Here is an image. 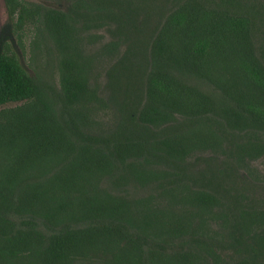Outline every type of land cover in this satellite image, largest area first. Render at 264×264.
Returning a JSON list of instances; mask_svg holds the SVG:
<instances>
[{"label":"trees","instance_id":"obj_1","mask_svg":"<svg viewBox=\"0 0 264 264\" xmlns=\"http://www.w3.org/2000/svg\"><path fill=\"white\" fill-rule=\"evenodd\" d=\"M4 1L0 264H264V0Z\"/></svg>","mask_w":264,"mask_h":264},{"label":"rangeland","instance_id":"obj_2","mask_svg":"<svg viewBox=\"0 0 264 264\" xmlns=\"http://www.w3.org/2000/svg\"><path fill=\"white\" fill-rule=\"evenodd\" d=\"M27 1H37L38 2V0H27ZM39 3L46 4L52 7H64L65 6L64 2H61L58 0H39ZM5 20H6L5 15L0 13V24H2ZM23 32H24V35L22 38V47H20L16 39H14L15 45L18 47V48L17 47L14 48V52L19 55L20 61L23 63V65L26 66L27 64L29 65L31 64V61L29 60H30V55H31V50H32V46H31L32 35L29 29H24ZM21 53L23 57L21 56ZM42 53L43 52H41V54ZM43 62L44 61H42V57L40 56L38 60H34V66L40 67V65ZM254 165H256V167H258V169L264 173V159H261L255 162Z\"/></svg>","mask_w":264,"mask_h":264},{"label":"flooded vegetation","instance_id":"obj_3","mask_svg":"<svg viewBox=\"0 0 264 264\" xmlns=\"http://www.w3.org/2000/svg\"><path fill=\"white\" fill-rule=\"evenodd\" d=\"M25 2H30V3H37V4H41L39 3V1H27V0H22ZM0 13L5 15V21L0 24V52H1V48H2V43L3 41H7L9 46L11 47L12 50H14L15 47H17L15 45V37H14V33L12 31L13 29V22H14V16L11 15L7 9V6L5 4L4 0H0ZM16 17V14H14ZM18 48V47H17Z\"/></svg>","mask_w":264,"mask_h":264},{"label":"bare ground","instance_id":"obj_4","mask_svg":"<svg viewBox=\"0 0 264 264\" xmlns=\"http://www.w3.org/2000/svg\"><path fill=\"white\" fill-rule=\"evenodd\" d=\"M39 1V0H38ZM47 2V1H46ZM46 5V4H45Z\"/></svg>","mask_w":264,"mask_h":264}]
</instances>
